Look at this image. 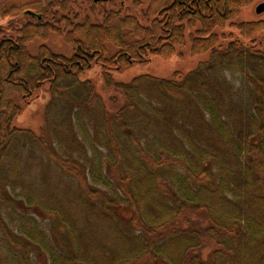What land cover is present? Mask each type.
Listing matches in <instances>:
<instances>
[{"label": "trees", "instance_id": "16d2710c", "mask_svg": "<svg viewBox=\"0 0 264 264\" xmlns=\"http://www.w3.org/2000/svg\"><path fill=\"white\" fill-rule=\"evenodd\" d=\"M256 1L0 0V264H264ZM52 34L71 55L30 51ZM187 44L188 72L114 77ZM46 86L39 132L14 124Z\"/></svg>", "mask_w": 264, "mask_h": 264}, {"label": "rangeland", "instance_id": "374dc122", "mask_svg": "<svg viewBox=\"0 0 264 264\" xmlns=\"http://www.w3.org/2000/svg\"><path fill=\"white\" fill-rule=\"evenodd\" d=\"M263 1H256L253 4L245 7L240 12L238 17L239 20H257L264 18V12L258 13L257 6ZM41 44H47L51 49L58 53H63L65 55H71L72 49L64 40L63 37L56 34L50 35L47 40L35 39L29 44V49L32 53L37 51V48ZM183 55L178 51V55H173L170 58L153 56L152 59L147 63H136L130 69L123 73H114V77L120 81H130L134 76L141 73H150L158 77H171L172 74L177 71L188 72L195 68L200 61L207 58V54L192 55L190 51V45L187 44L184 48L180 50ZM86 77H92L95 81L97 91L108 99L110 96L117 95V92L103 83V78L101 75V67L99 65H94L93 69L87 70L84 74ZM49 99V94L47 92V86L38 90L34 96L31 98L30 102L24 103L23 112L14 120V124L21 127H31L37 133L43 125V107ZM20 102V103H21ZM189 215L193 219L196 225L206 224L203 215L190 212ZM181 224V223H179ZM213 244L206 242L204 247L199 251V253L204 257L208 258Z\"/></svg>", "mask_w": 264, "mask_h": 264}, {"label": "water", "instance_id": "95a60500", "mask_svg": "<svg viewBox=\"0 0 264 264\" xmlns=\"http://www.w3.org/2000/svg\"><path fill=\"white\" fill-rule=\"evenodd\" d=\"M257 12L258 13L264 12V2H261L260 4H258V6H257Z\"/></svg>", "mask_w": 264, "mask_h": 264}]
</instances>
